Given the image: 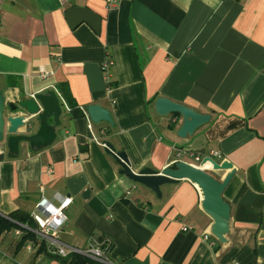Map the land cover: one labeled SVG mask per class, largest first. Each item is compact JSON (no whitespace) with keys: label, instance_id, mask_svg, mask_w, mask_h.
Instances as JSON below:
<instances>
[{"label":"crops","instance_id":"0c3cea01","mask_svg":"<svg viewBox=\"0 0 264 264\" xmlns=\"http://www.w3.org/2000/svg\"><path fill=\"white\" fill-rule=\"evenodd\" d=\"M76 6L101 17L99 34L71 27L66 14ZM61 86L81 109L110 110L115 126L72 117L61 102L51 147L33 153L23 143L18 159L0 161V216L32 226L43 197L71 196L61 239L78 248L102 242L113 264H264V0H122L112 11L103 0H0L6 104L54 90L64 100ZM158 98L211 121L180 138L182 116H160ZM105 142L125 151L135 172H162L190 151L227 164L219 172L201 162L218 179L235 170L224 193L227 242L210 235L193 183L164 185L158 198L121 173ZM23 236H0V264H63Z\"/></svg>","mask_w":264,"mask_h":264},{"label":"water","instance_id":"95a60500","mask_svg":"<svg viewBox=\"0 0 264 264\" xmlns=\"http://www.w3.org/2000/svg\"><path fill=\"white\" fill-rule=\"evenodd\" d=\"M66 18L72 28L86 23L97 34L101 32V17L88 8L76 6L67 12ZM155 109L160 116L171 114L182 116L183 124L178 131L180 138L194 135L199 128L211 121L210 115L200 114L188 106L167 98H158ZM62 113L60 98L55 91L36 94L30 99L7 105L5 94L0 90V146L7 151L6 154L5 152L0 154V161H3L5 157L18 159L23 143H27L33 153H39L51 147L57 140V129L62 124ZM87 114L95 124L105 122L112 127L115 126L111 111L102 106H89ZM51 119L53 123H50ZM36 124L39 128L36 133H32ZM24 127L26 130L20 132V129ZM105 145V152L122 167L121 173L134 183L150 189L158 198H162L161 188L164 185L177 184L183 180L193 183L201 193L203 211L213 220L210 235L220 243L227 242L226 237L230 233L231 206L225 201L224 193L234 178L235 170L229 172L224 178L218 179L210 174L208 169L180 161L162 172L151 168L135 172L125 151H117L110 142H105ZM206 164L211 165L212 168L209 169L211 171L223 172L229 168L227 164L219 165L209 157L202 161V166ZM89 195L90 190L83 194L84 197Z\"/></svg>","mask_w":264,"mask_h":264},{"label":"built area","instance_id":"2783aa9c","mask_svg":"<svg viewBox=\"0 0 264 264\" xmlns=\"http://www.w3.org/2000/svg\"><path fill=\"white\" fill-rule=\"evenodd\" d=\"M107 9L109 11L114 10L120 4L122 0H103ZM111 63L106 62L104 64V68L108 69ZM39 76L42 79L47 78V72L44 68H40ZM59 98L62 105L70 111V108L62 99L60 94L57 90H54ZM61 105V106H62ZM85 114L88 116L87 111ZM102 148H105V143L100 144ZM214 154V153H213ZM186 157L189 160H192V165L199 167L203 160V156L196 152L190 151L183 155L178 156V160L175 163L183 160V157ZM216 155V154H214ZM186 162V161H185ZM174 163V164H175ZM188 163V162H187ZM58 203L53 204L52 202L46 200L44 197L37 203L35 212L31 214V219L34 222L35 226H27L22 225L15 222L19 228L15 229V234L17 237L24 234V230L28 233H31L36 237L37 241H40L46 245L48 251H50L53 255L59 258H66L70 259L73 256H80L89 260L90 262L96 264H113V262L109 258V250L110 246H105L102 242L95 241L90 244L87 248H78L74 246H70L66 244L61 239V232L67 223V210L71 206L73 202V198L69 197H62L59 196L57 198ZM10 219V218H9ZM11 220V219H10ZM12 221V220H11ZM191 228L184 227L183 230ZM206 239H210L209 236L205 237Z\"/></svg>","mask_w":264,"mask_h":264},{"label":"trees","instance_id":"16d2710c","mask_svg":"<svg viewBox=\"0 0 264 264\" xmlns=\"http://www.w3.org/2000/svg\"><path fill=\"white\" fill-rule=\"evenodd\" d=\"M60 92H61L65 102L67 103V105L70 108V114L72 117L86 116L85 112L87 110L81 109L80 107H78L77 105H75L73 103L72 98H71L70 93H69L67 88H65L64 86H61ZM173 115L180 117L179 114H173ZM33 225H34V223H32V226ZM18 228H19V226L15 222L11 221L9 218L0 216V236L5 232H9L13 229L15 230ZM26 240L36 241V237L34 235H32L31 233H28L27 231L24 230L23 242ZM46 250H47L46 245L43 243L41 245V249H40L39 253H43ZM57 258L63 264H67V263L68 264H96V263L90 262L89 260H86L85 258L80 257V256H73L70 259L56 257V259Z\"/></svg>","mask_w":264,"mask_h":264}]
</instances>
